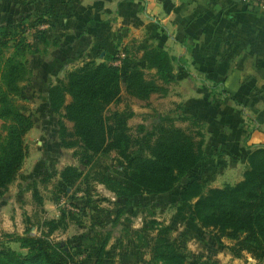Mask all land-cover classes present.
Listing matches in <instances>:
<instances>
[{
    "label": "trees",
    "instance_id": "trees-1",
    "mask_svg": "<svg viewBox=\"0 0 264 264\" xmlns=\"http://www.w3.org/2000/svg\"><path fill=\"white\" fill-rule=\"evenodd\" d=\"M25 27V23H19L0 28V127L5 131L0 140V199L18 178L27 156L24 137L34 126L28 105L22 103L31 81L27 54L34 51L23 35ZM114 60L106 55L103 61L90 60L74 68H63L60 79L49 85L46 108L57 118L60 146L73 150L88 168L84 172L73 165L64 166L58 171V191L68 194L70 187L82 180L85 184L105 183L117 196L128 199L169 193L208 158L202 125L184 114L182 119L189 125L181 128L170 115H160L150 127L141 123L134 129L129 119L135 111L129 105L121 110L111 109L121 98L122 81L125 93L138 100L147 101L154 94L165 97L170 92L173 80L169 75L175 66L169 52L155 44L144 47L145 69L132 67L123 75ZM220 87L222 84H213L212 93ZM232 100L239 104L235 98ZM251 131L252 128L245 141ZM138 150L145 155H135ZM111 151L128 163L123 183L107 177L108 166L103 165L102 158ZM50 176L39 182L47 183ZM242 176L236 184L225 187L207 188L197 180L187 182L180 190L179 201L187 203L189 217L211 230L217 242L228 238L231 244L227 249L234 256L247 253L262 263L263 145L253 146ZM37 183L33 179L25 188L32 190L34 199L41 203ZM71 213L62 210L57 218L44 217L39 235L31 234L30 227L24 235L0 233V264H73L69 246L53 240L57 231L67 229L73 222ZM12 243L19 247L13 248ZM149 264L218 263L192 260L190 252L173 239L170 227L159 225Z\"/></svg>",
    "mask_w": 264,
    "mask_h": 264
},
{
    "label": "crops",
    "instance_id": "crops-1",
    "mask_svg": "<svg viewBox=\"0 0 264 264\" xmlns=\"http://www.w3.org/2000/svg\"><path fill=\"white\" fill-rule=\"evenodd\" d=\"M19 23L34 49L27 54L26 95L47 104L49 85L63 68L106 55L122 74L145 69L144 47L155 44L175 66L165 97L180 100L205 133L208 158L196 168L245 169L253 146H264V12L249 11L240 0H0V28ZM216 83L222 87L212 93ZM248 114L257 126L245 141ZM9 200L0 199L5 222Z\"/></svg>",
    "mask_w": 264,
    "mask_h": 264
},
{
    "label": "rangeland",
    "instance_id": "rangeland-1",
    "mask_svg": "<svg viewBox=\"0 0 264 264\" xmlns=\"http://www.w3.org/2000/svg\"><path fill=\"white\" fill-rule=\"evenodd\" d=\"M179 102L158 94L147 101L138 100L125 93V83L122 81L121 98L111 105V109L121 110L129 105L135 111V115L129 119V125L134 129L141 123L150 127L160 115H170L175 119L176 126L187 128L189 123L182 119L185 113ZM22 103L28 105L34 126L24 137L27 156L22 172L6 193L10 197L9 218L7 222L0 220L1 234L24 235L30 227L31 234L39 235L44 217L57 218L62 210H69L73 222L67 229L57 231L53 240L69 246L67 248L73 255V264H149L159 225L170 227L171 236L190 252L192 260H210L218 264L264 263L247 253L241 257L234 256L227 249L231 241L224 237L222 243L217 242L211 230L202 228L189 217L187 203L179 201L180 190L187 182L197 180L207 188L234 185L242 179L246 166L245 169L241 165L232 170L228 164L224 172L216 171L212 165L195 167L173 191L159 195L142 194L128 199L117 196L105 183L93 181L85 184L82 180L65 194L58 191V171L66 165L76 166L84 172L88 168L74 156L73 150L61 148L57 118L46 108L44 98L27 94ZM247 120L251 128L257 126L251 114L247 115ZM4 136L5 131L0 127V140ZM140 154L145 155L140 150L135 155ZM102 159L103 165L108 166L107 177L123 183L128 163L114 151ZM50 174L47 183L39 182ZM33 179L38 182L36 185L41 203L34 199L30 189L25 188L23 194H18L21 188L32 184ZM116 220L118 224H115ZM11 246L19 247L16 243Z\"/></svg>",
    "mask_w": 264,
    "mask_h": 264
},
{
    "label": "built area",
    "instance_id": "built-area-1",
    "mask_svg": "<svg viewBox=\"0 0 264 264\" xmlns=\"http://www.w3.org/2000/svg\"><path fill=\"white\" fill-rule=\"evenodd\" d=\"M249 10L264 12V0H240Z\"/></svg>",
    "mask_w": 264,
    "mask_h": 264
}]
</instances>
